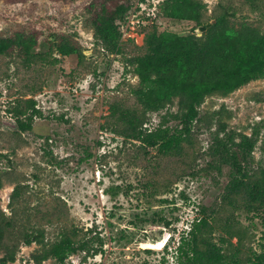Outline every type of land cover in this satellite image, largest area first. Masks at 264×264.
<instances>
[{"label": "rangeland", "instance_id": "obj_1", "mask_svg": "<svg viewBox=\"0 0 264 264\" xmlns=\"http://www.w3.org/2000/svg\"><path fill=\"white\" fill-rule=\"evenodd\" d=\"M97 1L0 0V38L39 36L28 56L0 55V214L14 222L7 242L20 248L13 264H37V254L67 235L86 247L64 264H179L177 247L202 207L210 222L205 236L231 260L264 257V202H251L245 188L230 191L237 173L221 162L216 142L250 136L245 180L260 179L264 78L227 97H207L182 153L162 155L135 133L162 121L180 129L179 98L160 112L145 111L133 93L140 84L135 60L154 31L204 32L195 21L171 18L165 0H129L115 53L93 28ZM199 1L201 26L225 16L232 26L264 33V0ZM19 120L32 129L23 131ZM16 187L21 195L13 201ZM31 232H43L44 243L21 242Z\"/></svg>", "mask_w": 264, "mask_h": 264}, {"label": "trees", "instance_id": "obj_2", "mask_svg": "<svg viewBox=\"0 0 264 264\" xmlns=\"http://www.w3.org/2000/svg\"><path fill=\"white\" fill-rule=\"evenodd\" d=\"M165 6L171 18L195 21L197 27L201 26L204 6L199 0H165ZM130 8L129 0H98L92 7L95 33L112 52L118 53L121 50L123 34L118 21H126ZM38 40L37 34L28 35L23 32L14 37H1L0 55H10L17 51L28 56ZM146 46L147 53L135 60V73L140 84L133 89L134 95L147 112L167 109L175 102V98H179L182 112L176 116L181 121L180 129L170 128L162 121L153 131L135 133L141 142L158 147L162 155L182 153L183 143L191 134L192 126L200 116V107L207 97L214 94L227 97L250 81L264 78V33L248 24L238 28L232 26L225 16H219L202 36L154 31L147 35ZM124 115L132 119L135 112H126ZM18 123L23 131L33 127L31 122L19 120ZM216 142L221 162L241 174L234 176L230 191L238 193L245 188L251 195V202L263 203L264 170L254 185L245 180L248 176L246 162L254 148L250 136L243 135L239 142L231 144L219 137ZM20 195L16 187L11 198L17 201ZM201 211L188 237H183L177 247L179 264H264L263 256L245 262L231 260L228 253L205 236L210 222L205 207ZM1 214L0 251H3V256L0 257V264H13L17 261L20 246L7 242L11 235L10 229L15 226L12 219ZM20 240L26 245L35 242L42 244L44 233H26ZM85 247L86 242L77 244L67 235L37 254L34 259L37 264H43L51 258L58 264H64L70 255L77 254Z\"/></svg>", "mask_w": 264, "mask_h": 264}, {"label": "built area", "instance_id": "obj_3", "mask_svg": "<svg viewBox=\"0 0 264 264\" xmlns=\"http://www.w3.org/2000/svg\"><path fill=\"white\" fill-rule=\"evenodd\" d=\"M151 4H152V7H154V9H157L159 7V5H160V2L158 1L157 4H154V3H151Z\"/></svg>", "mask_w": 264, "mask_h": 264}, {"label": "water", "instance_id": "obj_4", "mask_svg": "<svg viewBox=\"0 0 264 264\" xmlns=\"http://www.w3.org/2000/svg\"><path fill=\"white\" fill-rule=\"evenodd\" d=\"M206 29H207V27H206V26H200V27H199V31H202V32H205V31H206Z\"/></svg>", "mask_w": 264, "mask_h": 264}]
</instances>
